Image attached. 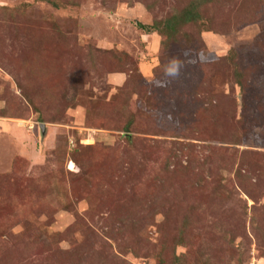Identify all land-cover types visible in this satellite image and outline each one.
Here are the masks:
<instances>
[{"label":"rangeland","instance_id":"obj_1","mask_svg":"<svg viewBox=\"0 0 264 264\" xmlns=\"http://www.w3.org/2000/svg\"><path fill=\"white\" fill-rule=\"evenodd\" d=\"M204 2L0 0V264H264V0Z\"/></svg>","mask_w":264,"mask_h":264},{"label":"trees","instance_id":"obj_2","mask_svg":"<svg viewBox=\"0 0 264 264\" xmlns=\"http://www.w3.org/2000/svg\"><path fill=\"white\" fill-rule=\"evenodd\" d=\"M213 3V0L211 2V0H206V2L202 3V4H211ZM183 20H182V23H191V22H196V18L198 17V14L197 12L195 11V5L191 7L190 10H188L185 14H183ZM173 19H179L180 17H177V16H173L172 17ZM172 19V20H173ZM172 20H168L164 23V26L163 27H160L158 25H155V26H152V28L154 30H157V29H160L162 32L164 29H168V33H174V30H175V26H176V23L177 22H172ZM155 27V28H154Z\"/></svg>","mask_w":264,"mask_h":264},{"label":"clouds","instance_id":"obj_3","mask_svg":"<svg viewBox=\"0 0 264 264\" xmlns=\"http://www.w3.org/2000/svg\"><path fill=\"white\" fill-rule=\"evenodd\" d=\"M171 67L168 68V73L171 75H178V71H179V61L177 60H172L170 62Z\"/></svg>","mask_w":264,"mask_h":264}]
</instances>
